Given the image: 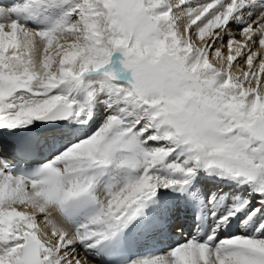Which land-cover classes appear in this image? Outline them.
I'll use <instances>...</instances> for the list:
<instances>
[{
  "label": "snow or ice",
  "instance_id": "snow-or-ice-1",
  "mask_svg": "<svg viewBox=\"0 0 264 264\" xmlns=\"http://www.w3.org/2000/svg\"><path fill=\"white\" fill-rule=\"evenodd\" d=\"M0 264H264V0L0 4Z\"/></svg>",
  "mask_w": 264,
  "mask_h": 264
},
{
  "label": "rangeland",
  "instance_id": "rangeland-1",
  "mask_svg": "<svg viewBox=\"0 0 264 264\" xmlns=\"http://www.w3.org/2000/svg\"><path fill=\"white\" fill-rule=\"evenodd\" d=\"M115 56L117 57L115 60L117 59H121V57L119 56V53H116ZM116 67H119V65L117 64ZM130 77V76H129Z\"/></svg>",
  "mask_w": 264,
  "mask_h": 264
},
{
  "label": "bare ground",
  "instance_id": "bare-ground-1",
  "mask_svg": "<svg viewBox=\"0 0 264 264\" xmlns=\"http://www.w3.org/2000/svg\"><path fill=\"white\" fill-rule=\"evenodd\" d=\"M117 57L115 56V54H114V56H113V60H115ZM118 68V67H117Z\"/></svg>",
  "mask_w": 264,
  "mask_h": 264
}]
</instances>
